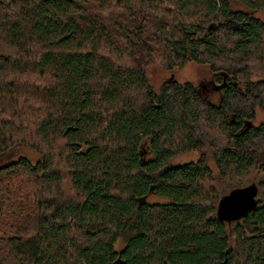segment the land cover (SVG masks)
Listing matches in <instances>:
<instances>
[{
    "label": "trees",
    "instance_id": "1",
    "mask_svg": "<svg viewBox=\"0 0 264 264\" xmlns=\"http://www.w3.org/2000/svg\"><path fill=\"white\" fill-rule=\"evenodd\" d=\"M188 62L218 104L150 84L146 65ZM257 109L264 0H0V157L40 155L0 165V264H264ZM211 161L228 183L261 175L246 217L217 216Z\"/></svg>",
    "mask_w": 264,
    "mask_h": 264
},
{
    "label": "rangeland",
    "instance_id": "2",
    "mask_svg": "<svg viewBox=\"0 0 264 264\" xmlns=\"http://www.w3.org/2000/svg\"><path fill=\"white\" fill-rule=\"evenodd\" d=\"M147 77L149 79L150 84L155 90H158L161 83L165 81L167 78L173 76L178 82H191L195 85L198 92L203 96V98L213 104H218L222 97L221 89H217L216 83L213 81V74L210 71L207 65L196 64L194 62H188L184 67L177 68L174 71H169L165 69L159 63H151L146 65L145 67ZM258 77V76H256ZM256 79H260L259 77ZM264 123V112L257 109L255 124ZM199 153L197 151H191L179 154L175 156L172 160V164H181L189 161H193L198 157ZM20 156L26 157L30 159L32 162H36L40 159V155L35 152L30 147L24 146L22 144H16L12 147L8 152H6L2 157H0V165H3L9 161L16 160ZM143 156L147 157L145 151ZM210 166L212 167L213 173L217 178L218 188L221 194L228 192L229 190H235L244 188L246 186L256 185L260 174L257 172H253L250 174L241 184L237 183H228L224 180H220L217 177V171L213 162H210ZM147 201L149 202H164V199L158 196H150ZM0 234H3V231L0 230ZM122 247L121 241L116 244V250L119 251Z\"/></svg>",
    "mask_w": 264,
    "mask_h": 264
},
{
    "label": "water",
    "instance_id": "3",
    "mask_svg": "<svg viewBox=\"0 0 264 264\" xmlns=\"http://www.w3.org/2000/svg\"><path fill=\"white\" fill-rule=\"evenodd\" d=\"M222 86L217 85L216 88L221 89ZM256 196L257 188L255 185L231 190L221 198L217 208V216L225 220L246 217L257 204ZM220 264H226V260Z\"/></svg>",
    "mask_w": 264,
    "mask_h": 264
},
{
    "label": "flooded vegetation",
    "instance_id": "4",
    "mask_svg": "<svg viewBox=\"0 0 264 264\" xmlns=\"http://www.w3.org/2000/svg\"><path fill=\"white\" fill-rule=\"evenodd\" d=\"M218 85V84H217ZM217 85H214V86H217ZM222 89V88H221Z\"/></svg>",
    "mask_w": 264,
    "mask_h": 264
}]
</instances>
